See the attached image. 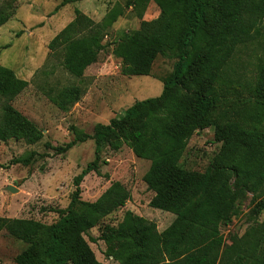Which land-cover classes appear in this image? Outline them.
<instances>
[{
	"label": "trees",
	"instance_id": "obj_1",
	"mask_svg": "<svg viewBox=\"0 0 264 264\" xmlns=\"http://www.w3.org/2000/svg\"><path fill=\"white\" fill-rule=\"evenodd\" d=\"M149 3L157 16L143 20ZM72 12V19L46 45L47 56L78 82L45 90L58 110H69L85 93L84 70L104 49L108 28L125 14L139 22L113 44L119 75L148 76L157 57L173 63L159 81L158 96L134 101L107 124H94L89 134L69 126L72 139L51 147L60 154L90 140L93 158L72 178L67 205L53 211L54 222L0 216V233L23 245L13 264H100L84 236L122 208L130 193L113 181L88 202L80 199V183L85 174L99 173L103 150L116 152L122 146L148 161L141 177L152 193L147 205L173 219L157 231L153 222L125 210L114 227L100 231L104 257L114 264H264V218L239 237L225 240L220 232L247 195L250 216L264 214V47L249 81L236 85L241 90L227 76L240 48L259 46L264 0H123L114 2L99 21L77 8ZM4 22L0 19V25ZM26 84L0 67V142L31 145L41 138L35 124L10 104ZM208 128L219 144L217 152L201 172L181 167L189 138ZM35 156L31 151L10 164L27 166Z\"/></svg>",
	"mask_w": 264,
	"mask_h": 264
},
{
	"label": "rangeland",
	"instance_id": "obj_2",
	"mask_svg": "<svg viewBox=\"0 0 264 264\" xmlns=\"http://www.w3.org/2000/svg\"><path fill=\"white\" fill-rule=\"evenodd\" d=\"M122 1L74 0L59 5L61 0H0V19H5L0 25V67L27 83L10 104L41 131L40 140L31 145L21 140L0 142V216L32 219L44 224L54 222L57 215L53 211L67 205L73 189L72 178L93 158V143L86 140L60 154L54 153L51 147L62 146L72 139L69 126L89 134L94 124H107L134 101L159 95V81L170 72L173 60L157 57L148 76L119 75V60L112 54L113 44L136 29L139 22L125 14L108 28L103 38L104 49L97 61L84 70L85 93L79 101L69 110L60 111L45 96L47 88L78 84L77 79L63 72L56 58L47 56L46 48L49 40L72 19L73 8L91 20L99 21L114 2ZM157 13L155 5L149 3L142 19H153ZM261 33L259 46L251 43L240 48L229 64L227 76L236 91L241 90L236 85L251 78L260 49L264 47V19ZM45 144L50 148H45ZM218 147L211 128L196 132L187 141L180 166L201 172ZM31 151L36 153L31 164H10L12 159ZM147 167L148 161L135 158L122 146L116 152L103 150L99 173L90 172L82 178L80 199L83 201L95 200L113 181L121 183L130 193L129 201L122 208L109 214L84 236L100 264H114L103 256L104 246L98 238L100 231L104 226L114 227L125 210L153 222L157 231H162L173 219L172 214L147 205L152 193L141 180ZM249 209L247 195L238 203V213L230 223L220 227L225 240L231 236L239 237L253 222L262 221L263 213L253 218ZM22 247L18 241L0 233V264H13L14 256Z\"/></svg>",
	"mask_w": 264,
	"mask_h": 264
},
{
	"label": "water",
	"instance_id": "obj_3",
	"mask_svg": "<svg viewBox=\"0 0 264 264\" xmlns=\"http://www.w3.org/2000/svg\"><path fill=\"white\" fill-rule=\"evenodd\" d=\"M10 190H12L10 187H8Z\"/></svg>",
	"mask_w": 264,
	"mask_h": 264
}]
</instances>
